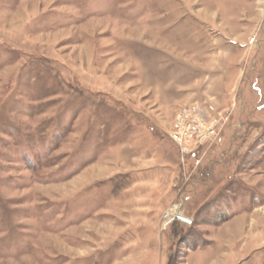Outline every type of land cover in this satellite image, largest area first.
I'll return each instance as SVG.
<instances>
[{"label": "rangeland", "instance_id": "obj_1", "mask_svg": "<svg viewBox=\"0 0 264 264\" xmlns=\"http://www.w3.org/2000/svg\"><path fill=\"white\" fill-rule=\"evenodd\" d=\"M198 261L264 264V0H0V264Z\"/></svg>", "mask_w": 264, "mask_h": 264}, {"label": "built area", "instance_id": "obj_2", "mask_svg": "<svg viewBox=\"0 0 264 264\" xmlns=\"http://www.w3.org/2000/svg\"><path fill=\"white\" fill-rule=\"evenodd\" d=\"M220 125L219 116L199 104H188L176 113L170 137L179 144L181 152H187L189 143L198 146L214 140Z\"/></svg>", "mask_w": 264, "mask_h": 264}, {"label": "water", "instance_id": "obj_3", "mask_svg": "<svg viewBox=\"0 0 264 264\" xmlns=\"http://www.w3.org/2000/svg\"><path fill=\"white\" fill-rule=\"evenodd\" d=\"M174 218H178V219H181L183 221H190V219H188L187 217H184L183 215H176V216H174Z\"/></svg>", "mask_w": 264, "mask_h": 264}, {"label": "crops", "instance_id": "obj_4", "mask_svg": "<svg viewBox=\"0 0 264 264\" xmlns=\"http://www.w3.org/2000/svg\"><path fill=\"white\" fill-rule=\"evenodd\" d=\"M199 251H201V249L199 250ZM199 251H197L196 253H194V255H196V254H200L201 252H199ZM211 261H209L207 264H209ZM200 262L198 261L197 262V264H199Z\"/></svg>", "mask_w": 264, "mask_h": 264}]
</instances>
